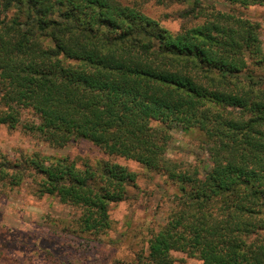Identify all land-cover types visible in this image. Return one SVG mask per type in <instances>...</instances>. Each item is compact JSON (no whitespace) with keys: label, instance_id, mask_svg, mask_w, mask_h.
Here are the masks:
<instances>
[{"label":"trees","instance_id":"1","mask_svg":"<svg viewBox=\"0 0 264 264\" xmlns=\"http://www.w3.org/2000/svg\"><path fill=\"white\" fill-rule=\"evenodd\" d=\"M155 1L181 7L179 30L122 0H0V124L22 123L54 147L88 140L108 157L25 159L41 176L38 196L80 210L73 232L111 228L110 204L137 183L119 156L181 193L140 263L174 264L179 251L203 264H264V47L244 11L264 0ZM29 109L37 119L22 122ZM174 128L203 133V175L167 156ZM24 169L0 159V186L19 184Z\"/></svg>","mask_w":264,"mask_h":264},{"label":"rangeland","instance_id":"2","mask_svg":"<svg viewBox=\"0 0 264 264\" xmlns=\"http://www.w3.org/2000/svg\"><path fill=\"white\" fill-rule=\"evenodd\" d=\"M139 4L160 24L177 31L183 24L178 18L181 7L158 4L155 0H122ZM252 20L260 22V38L264 47V5L244 9ZM264 81V71H258ZM21 121L36 120L32 110H23ZM158 125L157 121L152 122ZM203 133L193 128L188 132L174 128L170 132L167 156L178 166L194 167L202 175L211 166ZM35 153L53 162L70 157L79 164L88 159L95 162L108 158L88 140L72 141L65 147H54L38 135L22 127L11 129L0 124V159L24 167V179L17 185L0 186V264H142L139 255L148 250L152 232H157L169 220L179 203V186L167 175L147 169L132 159L112 158L137 173L136 186L129 197L110 204L111 228L94 236L73 232L80 210L62 202L55 195L38 196L33 169H26L25 159ZM174 264H203L200 259L183 252H173ZM141 260V259H140ZM142 262V261H141Z\"/></svg>","mask_w":264,"mask_h":264}]
</instances>
